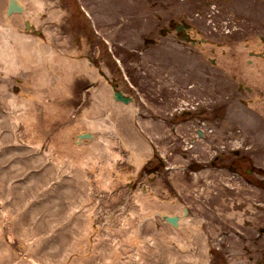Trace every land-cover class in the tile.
Masks as SVG:
<instances>
[{
  "label": "rangeland",
  "instance_id": "obj_1",
  "mask_svg": "<svg viewBox=\"0 0 264 264\" xmlns=\"http://www.w3.org/2000/svg\"><path fill=\"white\" fill-rule=\"evenodd\" d=\"M47 1L50 2V6L46 7L45 9L52 8L51 6H55L64 10L62 11V14L55 21H53V23H50L46 27L51 34V45H53L61 52L65 50L66 52L71 54L79 53L80 56L78 58L82 59L84 63L87 62L89 63V65H93L94 67L92 69L96 68L97 70L98 68L100 72L92 73L91 71H86V73L80 72L78 74H75V76L71 79V95L67 98L65 96L61 97V93H55L51 88L52 84H49L47 79L45 82L43 81L41 85L31 84L28 86H23L20 80L24 81L27 73L26 71L19 69L17 72L10 74L9 81H7V91L9 92L10 90H13V92L17 94L24 91L29 93L32 97L34 95L35 98L39 94H41L43 96H46V101L48 103H52L53 101H55L57 104H60H58L60 106V110H58L60 115L56 118L55 112V116L50 121L44 115L45 109L38 107L36 108V118L38 122L41 125L45 124L49 128L47 134H45V139L41 142L38 150H47L49 144H51L50 140L52 138L56 139L59 145L65 146L64 157L70 163V165H68V167L64 171L65 176H70L72 173V169L74 167H77V169L82 173L80 179L84 184L88 183V186L90 187L89 195L92 198V201L95 202L94 214H96L97 217H100L101 219L99 225H108L109 220L107 219V216H109L112 227L117 228L125 224L122 223L121 219L122 217H126L128 215L126 213L130 206L129 202L130 200H133V197L130 193L131 190L129 183H124L121 178H117L116 172H119L120 174L135 172L136 163L135 150L129 147L128 143L126 142V135L129 132H125L123 130V134L119 129L117 130V126L112 123L110 116L108 115V108L110 109V107H113V105L119 103L114 97L112 98V93H110V96H107L104 93L105 91H102L105 97L111 99L112 104L106 101V106L102 109L99 108L98 111V117L104 118L106 125H108L107 128L102 131L103 141H105L106 144L97 143V137L101 132L98 131V129H95L93 130V133L96 136L95 142L88 147V144L92 139L84 140L83 142L85 144V151H83V153H77L73 148L75 147L76 149H80V147L77 146L75 142L76 133L84 129H90L89 126L84 123V121L85 119H88L93 115L92 109H94V105L91 103V91L94 90L95 86L100 85L101 87L102 84H105L107 82H119L121 83L122 88H124L125 90L129 89V91L131 90L132 94H134L137 98L138 94H136L135 90H133L131 87H128L127 82L122 78L116 63L112 58L111 53L109 52V49L115 50L116 55L121 58V62L125 67L130 81L133 84H136L137 82V86L140 90L147 89V86L150 85L153 86V83H148L146 70L143 66L138 67L137 69L133 67L132 62H130V60L134 61L132 51L125 48V46L123 45L125 44L129 47V45H131L132 43L131 41V43L129 44V42L127 41L128 37L130 36L129 33L133 32V23H129L131 19L125 18L126 20L121 21L122 19H119L118 17L120 14L116 18L112 17L116 13V10L112 14L109 13L111 8L108 7V4H104L107 3L108 0H82V2L88 6L87 8L91 12V19H93L94 22L86 21L81 14L82 11L80 13V9H78L79 11L77 10L79 4L81 3L77 0ZM132 1L140 2L141 5L142 3H144V6H146V10H149V5H153L154 1L156 0H145V2L142 3L141 0ZM157 1H159L162 8H164L163 11L166 16V21L171 17L175 19L174 21H180L181 18L186 19L194 15V8L196 5H192V0ZM199 1L200 0H198V2ZM212 1L214 3L216 2L217 4L221 3V1L218 0ZM202 3H204V1ZM244 4H247V6H245V11L240 12ZM222 5H225L224 7L222 6L223 10L218 12H216L215 8L212 6H200L201 9L204 8V11L201 12V16H197L194 20L199 24L200 27L204 28V26H206L204 25V23L206 22L205 20H207L208 18H212L213 26L221 27L226 17L234 16V14L236 17L244 16L246 18L247 25H249V18L261 20L262 17L260 15L264 16V3L257 4L256 9L248 8L249 2L244 1L243 3L242 0H229V3H222ZM3 7L4 5H2V8L0 10L4 11ZM153 9L154 8H152L151 11H153ZM230 10H232L234 14L230 13ZM44 11L46 13V10ZM154 11H156V9ZM206 11L209 12L211 16H205L204 14ZM147 17L148 14H146V18L144 19H147ZM150 17L157 19L155 13L153 12L151 13ZM217 23L221 24V26H218ZM37 28L41 29L40 26H37ZM16 30L18 32L23 31V29ZM13 31L14 30L12 28L6 26L5 24L0 25V39L4 43H7V40H10V38L13 39L11 35ZM33 34L39 36V34ZM42 35L43 34H41L40 36L42 37ZM107 38H109L110 41L108 44H105L103 39ZM236 49L237 51L239 50L237 47ZM239 52L241 54V51ZM182 55L185 56L184 54ZM182 55L179 54L177 56L181 57ZM219 55H221V53H219ZM242 59L243 58H241V60ZM127 62H130L131 64H128ZM127 65L132 66L133 71ZM171 65L167 64V66ZM176 66H178V64H176ZM55 68L56 72L51 75V78L53 79L57 77V71L59 69L57 66H55ZM44 72L49 73L50 69L45 68ZM102 72L107 75V81L105 80V77L99 78L98 75L92 76V79V77L89 75H97L101 73L100 75L102 76ZM134 73L135 75H133ZM216 75V82L213 81V83H209L210 78H205L201 74V78L203 79V81H208L207 85H210H205L207 86L204 88L206 90L200 91L199 95L196 96H193L191 90L187 87L178 86L177 88H175V92H178V96L182 98L176 99L173 102H171V100L170 102H168L167 100V102L165 103L157 102L155 97H151V95L153 96L157 93H153L151 91L148 92L150 95H148L147 97L152 102L158 103L159 108H154L157 110L156 112L160 113L166 112L164 110L168 111L172 106H176L177 110L175 111L179 112L180 107H182L181 109H184V107H188L190 103L192 104V101H195V97L198 99H206L205 101H207V104L205 102L203 103L206 108H204V111L201 110L200 112H198V115H193L192 112L186 115L179 114L177 117H175L174 120H165L163 123H161L159 122L161 120L154 119L153 116L149 115V112L153 110H149V107H147V105H144L140 100L138 101L139 106L136 107L138 108V111L142 116L141 122L145 121L144 117L149 118H147L148 120L146 119V121H149V124L147 122V125L144 126V130L149 132L148 134L151 137L150 142L152 139L151 144L153 143L157 148L156 154H154L155 158H159V154L157 153L159 152V148L162 147L163 148L161 153H165V155H167L166 157H170V159L175 158V160H172L173 162H175L173 163L174 167L172 166L171 168L172 172H167L168 176L166 178V183L162 187L165 188L167 186L166 184L168 183V180L172 179V184L175 188L171 189L169 187L170 190L168 189V186L166 188L169 190V193L173 190L178 193V195H176V203L180 206L182 204H188L191 210L190 216H196L203 213L208 220V222H205L206 226H203V230L204 234L208 235V238H211L213 243L211 249H206L209 251V257L205 264H221V257H224V254H227L228 252H231V264H245L247 261H252L254 262V264H264V240L261 239V236H257V245H254L252 242L250 243V240H248L246 237L247 246L242 249L240 238L237 237L235 233H228V230L230 231L231 229H228L227 225L225 224H229L230 222L231 225L229 227L234 228V225H239V223L235 221V217L244 216L248 218V216L255 213V210H253V206H250L249 212L241 211L243 210V207H245V205L241 208L236 203L237 201H241L243 199L241 193H243L250 200H255L257 199V195L262 198L260 193H262L264 189L262 192H259L254 186L246 185L244 183L241 184L238 174L229 173L224 169L217 168L216 166H204L206 164H210L208 160L212 157V149L215 148V146L213 145L222 146L224 142L230 139L227 134L231 135L232 138H238L234 135V133L238 132L230 131L233 130L234 126L232 125L234 123H239L243 127L246 126L244 131L247 132V134H254L253 138H261L262 136V139H264V130H258V127L255 126L256 123L254 120V115L250 114V111L247 110L244 105H242V103L236 102L231 106H225L226 104L222 101V95L224 94V89L222 88L224 84L223 78L222 76L218 77V74ZM212 79H214V77ZM93 80H95L94 83L91 82ZM4 83H6V81ZM167 89L172 90L173 88ZM207 90L209 91L208 93H206ZM5 96L7 97L8 94L4 91H1V109H5L6 107H8L3 100ZM261 97L262 101H264V90ZM187 98H189L190 101H186L189 100ZM166 103L169 104L167 106H164V104ZM196 125H205L207 129L216 128V135L213 137H210V135L207 139H198L197 142H193V139L196 138V136L193 135L194 127H196ZM223 125H227L226 131L224 130ZM62 128L63 130L65 128L66 129L65 132H63L59 137L58 131ZM70 130L74 132H69ZM90 130L92 131V129ZM13 134L21 144L25 145L26 147L32 146V144L27 140V138H25L24 134L21 132L20 124L13 128ZM65 139L67 140V142H63V140ZM143 143L146 146L147 143ZM190 143H193L192 147ZM234 143L235 142H226L227 145L225 148L227 149L231 147ZM224 151L226 150H223L222 152ZM111 154H116V159H111L112 157H114ZM128 155L130 156L129 159ZM249 155H251V157H254L252 162L255 165L263 164L264 166V161L260 162L262 159H264V156L260 154V152L258 154L254 152ZM53 156H56L55 153ZM148 157L149 156L141 161L140 173H138V177H135L131 181V183L136 182L138 179L140 180L144 178V176L146 175V165L148 167L151 165H155V163L157 162L155 158H152L147 162ZM256 157H260L259 162L256 161ZM21 158L24 159L25 157L23 156ZM233 159L234 158L229 156V154H225L224 158L220 157V160L217 162V164L230 166L229 168H231ZM76 163H79L80 165L76 166ZM4 170H7V167H5ZM229 174L231 176H229ZM252 175H254V177L258 180L261 177L260 173ZM158 181H161L162 183V180L159 178ZM61 194H63L64 203L68 207L72 208L74 206V201L72 200V198H70V196L65 193ZM227 204L234 205V207L231 208ZM246 205L252 204L247 203ZM123 207L127 208L124 209ZM236 208L240 211L237 212L238 210H236ZM83 214L87 216V213ZM210 217H212L213 221H211ZM257 219L260 222L264 220L263 211L257 210ZM141 226L142 223L140 225V228ZM211 228L213 230L212 234H210L212 231ZM126 232H128V230ZM172 232L173 231L170 225H164L163 232H160L154 228L153 235L156 237L164 238V233L169 234ZM150 233L152 232L149 231L148 234ZM245 233V235H247L250 232ZM146 234L147 232H137V237L143 239L145 238V236H147ZM186 234L187 231L185 230H182L180 234L181 238L179 239V244L182 246H184V243L192 244L191 237L189 236L190 239H187ZM4 237L6 241H9L14 251H16L18 254L16 258L7 256V260L13 262L18 257H23L26 254V248H22V245L19 244L17 240L9 238L7 228L4 231ZM222 245L225 246V249H218V247ZM259 246H262L263 249H260ZM256 247H258V249H255ZM194 248L195 247L193 246L187 245L185 247V250L188 249L187 251H194ZM179 251L180 253H182L181 249ZM181 261L183 262L181 264H190L192 260L191 258H184L182 256Z\"/></svg>",
  "mask_w": 264,
  "mask_h": 264
},
{
  "label": "bare ground",
  "instance_id": "obj_2",
  "mask_svg": "<svg viewBox=\"0 0 264 264\" xmlns=\"http://www.w3.org/2000/svg\"><path fill=\"white\" fill-rule=\"evenodd\" d=\"M17 1L10 5L13 12L6 15L8 0H0V9L4 5V11L0 10V25L5 24L14 30L11 33L13 39L10 38L7 43L0 39V92L8 94L3 99L8 107H0V264H181L182 256L191 258L190 264H205L209 251L205 249L206 238L200 227V218L184 216L181 213L182 207L172 198L167 199L161 186L151 187L146 182L147 178L138 179L130 188L133 200L129 202L128 215L121 219L126 225L113 228L109 216L108 225H99L101 219L94 214L95 202L89 195L88 183L84 184L80 179L81 171L74 167L71 175L65 176L64 171L70 165L64 157L65 146L59 145L52 138L47 150H38L49 128L38 122L36 108L45 109L44 115L50 121L55 112L56 118L60 115V104L55 101L48 103L46 96L41 94L35 98L24 91L18 94L13 90L8 92L7 81L10 74L19 69L26 71V78L24 81L20 80L23 86L41 85L47 79L55 93L68 98L71 95V79L75 74L86 71L97 73L99 69H92L93 65L84 63L78 58L79 53L71 54L65 50L61 52L51 45V34L46 27L64 10L55 6L45 9L50 6L47 0ZM117 1V11H137L132 0ZM19 2L24 6L23 12L14 9ZM29 24L31 26L26 28ZM16 29L23 31L18 32ZM55 66L59 69L57 77L53 79L51 75L56 72ZM45 68L50 69V72H44ZM100 74L89 75L104 78ZM102 91L110 96L111 85L102 84L91 92L93 115L85 119L84 123L92 132L95 129L101 132L97 143L106 144L102 131L108 125L104 118L98 117V111L106 106V101L111 104L112 101ZM117 104L108 108V115L117 130L123 134L124 131L129 132L126 136L130 147L135 150L136 168L135 172H116V175L124 183H131L138 177L141 161L146 158L145 146L134 132L132 123H129L132 107L129 103L121 105L125 107V111L120 116L117 110L120 106ZM18 124L25 138L32 144L31 147H26L15 138L13 128ZM65 129H59V137ZM83 136L85 137L75 140L80 147H73L77 153L85 151V139H92L88 147L96 140L94 133L90 138L89 135ZM54 153L56 156H53ZM111 155L116 159V154ZM23 156L24 159L21 158ZM79 165L76 163V166ZM5 167L7 170H4ZM61 193L72 198V208L64 203ZM83 213H87V216ZM163 214L176 218V225L171 226L172 233L163 234L164 238L156 237L153 235L154 228L163 232V226L168 225L162 219ZM6 228L9 238L17 240L22 248H26V254L13 262L6 257L16 258L18 254L9 241L5 240ZM182 230L187 231V239L191 237L192 244L184 243L180 247V253V249L175 246H179ZM149 231L152 233L148 234ZM137 232H147V236L139 238ZM187 245L195 247V250H185Z\"/></svg>",
  "mask_w": 264,
  "mask_h": 264
},
{
  "label": "flooded vegetation",
  "instance_id": "obj_3",
  "mask_svg": "<svg viewBox=\"0 0 264 264\" xmlns=\"http://www.w3.org/2000/svg\"><path fill=\"white\" fill-rule=\"evenodd\" d=\"M245 157H246V156L242 154L241 157H240V159H238V160H242V159L244 160ZM238 160H237V161H238ZM245 170H246V168H245Z\"/></svg>",
  "mask_w": 264,
  "mask_h": 264
},
{
  "label": "water",
  "instance_id": "obj_4",
  "mask_svg": "<svg viewBox=\"0 0 264 264\" xmlns=\"http://www.w3.org/2000/svg\"><path fill=\"white\" fill-rule=\"evenodd\" d=\"M20 8V7H19Z\"/></svg>",
  "mask_w": 264,
  "mask_h": 264
}]
</instances>
